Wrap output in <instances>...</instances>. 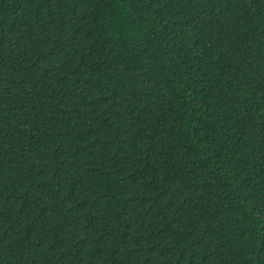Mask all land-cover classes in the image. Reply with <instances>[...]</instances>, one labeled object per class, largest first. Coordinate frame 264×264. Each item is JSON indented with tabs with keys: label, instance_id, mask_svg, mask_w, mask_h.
I'll use <instances>...</instances> for the list:
<instances>
[{
	"label": "trees",
	"instance_id": "1",
	"mask_svg": "<svg viewBox=\"0 0 264 264\" xmlns=\"http://www.w3.org/2000/svg\"><path fill=\"white\" fill-rule=\"evenodd\" d=\"M0 264H264V0H0Z\"/></svg>",
	"mask_w": 264,
	"mask_h": 264
}]
</instances>
